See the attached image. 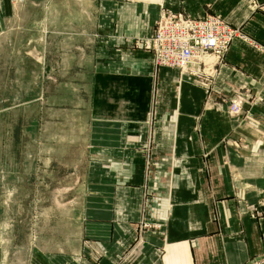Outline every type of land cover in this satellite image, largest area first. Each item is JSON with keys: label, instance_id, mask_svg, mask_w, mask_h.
<instances>
[{"label": "crops", "instance_id": "crops-1", "mask_svg": "<svg viewBox=\"0 0 264 264\" xmlns=\"http://www.w3.org/2000/svg\"><path fill=\"white\" fill-rule=\"evenodd\" d=\"M187 1L180 7L188 13L194 4L204 13L211 2ZM116 3L93 64L95 76L103 80L106 72L115 89L97 104L92 126L96 171L106 178L91 192L102 202L91 205L77 248L60 253L58 264H244L264 253V144L257 139L264 131V54L233 42L212 76L187 75L175 95L166 90L180 72L156 70L151 54L134 44L133 37L153 33L158 6ZM215 4L233 26L264 43V0ZM209 85L214 101L251 90L257 102L249 121L230 120L211 103L203 107ZM228 133L247 139L248 149L227 145ZM143 228L145 238L134 245Z\"/></svg>", "mask_w": 264, "mask_h": 264}, {"label": "rangeland", "instance_id": "rangeland-1", "mask_svg": "<svg viewBox=\"0 0 264 264\" xmlns=\"http://www.w3.org/2000/svg\"><path fill=\"white\" fill-rule=\"evenodd\" d=\"M117 1L0 0V264H58L60 253L77 248L91 205L102 202L91 192L106 178L96 171L92 126L98 124L97 104L107 103L115 89L106 72L103 80L95 76L93 64L97 38L113 27ZM145 1L159 10L162 3L171 9L189 7L187 0ZM210 1L202 5L208 11H194V4L189 13L217 15L233 26L219 10L222 5ZM233 27L240 34L216 69L226 63L233 42L264 54L263 42ZM133 38L135 44L141 37ZM188 79L179 73L176 85L166 91L181 95ZM240 90L235 91L243 96L239 112L231 111L235 95L214 101L211 92L205 93L202 106L215 105L228 119L246 124L257 101L248 88ZM257 139L264 144V131L257 132ZM224 140L248 149L243 137L228 133ZM146 228L134 245L145 238ZM244 264H264V253Z\"/></svg>", "mask_w": 264, "mask_h": 264}, {"label": "built area", "instance_id": "built-area-1", "mask_svg": "<svg viewBox=\"0 0 264 264\" xmlns=\"http://www.w3.org/2000/svg\"><path fill=\"white\" fill-rule=\"evenodd\" d=\"M239 34L238 27L231 26L220 16H195L162 3L155 30L149 37L138 38L135 45L151 54L156 70L173 68L185 75L212 76L217 62ZM208 88L205 91L209 95ZM242 102L243 96L235 95L231 111L239 112Z\"/></svg>", "mask_w": 264, "mask_h": 264}]
</instances>
